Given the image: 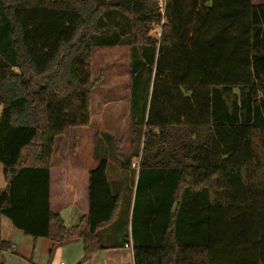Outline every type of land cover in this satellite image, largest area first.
<instances>
[{"label":"trees","instance_id":"trees-1","mask_svg":"<svg viewBox=\"0 0 264 264\" xmlns=\"http://www.w3.org/2000/svg\"><path fill=\"white\" fill-rule=\"evenodd\" d=\"M165 1L162 25L158 0H0V252H15L2 218L34 241H74L51 210V159L66 131L91 125L93 48L125 36L131 143L116 158L136 174L131 234L126 182L112 186L100 159L85 260L125 199L121 245L134 264H264V3ZM116 15L126 31L99 37Z\"/></svg>","mask_w":264,"mask_h":264},{"label":"rangeland","instance_id":"rangeland-1","mask_svg":"<svg viewBox=\"0 0 264 264\" xmlns=\"http://www.w3.org/2000/svg\"><path fill=\"white\" fill-rule=\"evenodd\" d=\"M254 1L255 3H264V0ZM124 22L125 20L119 15L105 19L106 26L100 32L99 37H111L115 33L126 31ZM156 30L153 28L151 31V35L155 38L157 37ZM121 41L123 43L118 46L93 48L91 77L97 83L92 92L91 126L88 129L80 128L66 131L56 140L54 148L57 163H59V157L65 155L73 165H76L75 162L78 160L82 167L89 169L96 167L100 159H106L108 162L107 177L112 183L113 174L119 167L116 158L117 149L122 155L129 156L131 143L132 78L130 76V48L124 44L127 41L125 36L121 38ZM144 80L145 78L140 82L138 94L144 92ZM1 112L2 107L0 106V116ZM94 155L97 157L96 159ZM129 174V178L125 181L133 185L136 174L134 172ZM5 186L3 167L0 164V191ZM124 203H126L125 199L121 208V218L111 226L115 237L120 234V225L123 226L125 223V212L128 207H124ZM3 220L10 227V230H7L6 227L3 228V236L13 240L15 245L4 240L2 236L1 238L13 245L15 252H11L13 253L11 255L13 259L15 256V261L9 260L8 257H5L6 260L4 261L0 256V264H28L24 258H20L19 254L29 256V246L34 239L14 228L7 218H3ZM84 260L82 244L71 241L53 249L51 264H89L83 263Z\"/></svg>","mask_w":264,"mask_h":264},{"label":"crops","instance_id":"crops-1","mask_svg":"<svg viewBox=\"0 0 264 264\" xmlns=\"http://www.w3.org/2000/svg\"><path fill=\"white\" fill-rule=\"evenodd\" d=\"M91 126V125H90ZM88 129V128H84ZM95 157V155H94ZM97 157H95L96 159ZM118 161V160H117ZM76 165L67 159V157H59V163L55 161V152L51 159V210L54 214H58L64 221L65 227L70 231L74 237L76 244H82L83 241L80 235L85 229V218L89 215V174L94 168L82 167L77 160ZM119 163V161H118ZM135 164V163H133ZM112 186L116 185L119 181H125L130 174H123L120 165L113 174ZM109 180V179H108ZM126 182V181H125ZM124 190L129 196V212L127 222L129 225L128 231L131 234L130 221L132 217V209L135 199V185L124 183ZM11 223V222H10ZM6 227L10 230L8 223L3 218L1 219V236L4 240L14 244L13 240L3 236V228ZM112 227H107L100 231L99 238L102 244V250L97 252L93 258L84 262L89 264H134L133 251L130 248L122 247L121 240L123 232L120 231L118 237L114 236ZM129 241H131L129 239ZM29 246V256H22L28 264H51L54 244L51 239L39 238L36 241H31ZM15 245V244H14ZM131 245V243L129 244ZM11 252H0V256L5 261L8 257L9 260L15 261V256ZM16 255V254H15ZM6 257V258H5ZM21 262H23L21 260ZM4 263V262H3ZM61 264V263H60Z\"/></svg>","mask_w":264,"mask_h":264},{"label":"built area","instance_id":"built-area-1","mask_svg":"<svg viewBox=\"0 0 264 264\" xmlns=\"http://www.w3.org/2000/svg\"><path fill=\"white\" fill-rule=\"evenodd\" d=\"M158 3H159V8H160V13H161V15L163 17V22H162V25H163V23H164V16H165V12H166V1L165 0H158ZM161 26L156 27L157 30L155 28V30L157 31V33H156L157 37L156 38H158V39L161 38ZM138 166H139V162H136L133 165V167H138ZM126 247L132 249L131 245H127ZM61 264H63V263H61Z\"/></svg>","mask_w":264,"mask_h":264}]
</instances>
